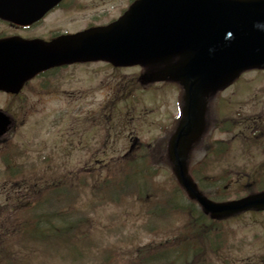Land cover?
<instances>
[{"label": "rangeland", "instance_id": "374dc122", "mask_svg": "<svg viewBox=\"0 0 264 264\" xmlns=\"http://www.w3.org/2000/svg\"><path fill=\"white\" fill-rule=\"evenodd\" d=\"M83 4L90 9L77 14L74 8L60 9L51 15L46 22L49 30L73 31L107 22L122 9L119 0L75 2V6ZM94 10L95 20L87 18ZM56 73L47 77L53 85ZM139 73L138 67L113 68L104 63L75 66L68 68L53 89L29 92L23 108L6 107L0 98V107H6L0 110L15 119L0 139L1 154H11L8 161L0 160V231L18 223V216L23 219L21 206L14 205L6 193L13 190L7 187L8 180L22 187L29 176L35 181L47 177L46 196L52 191L51 184H67L68 180L72 184L68 193L70 199L74 197L70 219L80 217L84 236L92 241L85 246L88 252L75 259H32L27 254L32 248L23 249L20 236L12 247L28 264H101L98 254L105 249L110 251V263L134 264L147 251L154 254L164 239L186 231L188 220L198 222L195 214L187 218L175 212L168 218H157L152 213L161 209L153 202L169 196L167 192L175 187L170 167L158 157L176 126L181 90L173 84L140 85ZM208 120V130L193 151L190 164L200 190L218 201L245 195L248 184L264 187V71L247 72L217 94L210 103ZM223 123L227 131L222 130ZM133 141L135 147L150 154L145 166L151 175L146 182L152 181L153 187L141 189L147 198L135 197L142 195L131 194L127 187L120 193L115 186L121 187L124 176L130 173V167L124 165L136 156L129 153ZM207 147L216 155L206 157ZM116 162L122 165L112 166V171ZM18 165L21 171L12 176ZM77 174L82 175L80 180ZM105 180L108 184L102 183ZM104 184L107 186L102 187ZM176 197L183 204L189 203L193 213L199 212L184 194ZM51 208L58 210V203ZM42 212L38 209L36 215L45 214ZM217 226L224 231L225 249L229 247L222 252V257L226 254L223 259L207 253L204 264H264V212L246 213ZM167 255L173 257V252Z\"/></svg>", "mask_w": 264, "mask_h": 264}, {"label": "water", "instance_id": "95a60500", "mask_svg": "<svg viewBox=\"0 0 264 264\" xmlns=\"http://www.w3.org/2000/svg\"><path fill=\"white\" fill-rule=\"evenodd\" d=\"M33 58L41 63L34 70L97 60L116 67L163 66L141 81L170 80L184 89L182 117L167 149L178 183L213 219L264 210V192L212 203L197 191L186 167L192 145L205 129L208 97L241 72L264 69V0H138L113 24L59 39ZM11 123L0 112V136Z\"/></svg>", "mask_w": 264, "mask_h": 264}, {"label": "trees", "instance_id": "16d2710c", "mask_svg": "<svg viewBox=\"0 0 264 264\" xmlns=\"http://www.w3.org/2000/svg\"><path fill=\"white\" fill-rule=\"evenodd\" d=\"M144 157L135 156L130 162H127L126 165L132 167H130V173L124 176L125 179L121 182V187L116 186L120 193H125L126 190L123 188L127 187L130 189L131 194L141 193L142 195L135 197L147 198V194L141 189L152 188L153 182L148 183L147 175L150 174V171L145 166V158L147 157ZM142 158L144 160L141 163ZM142 179L144 181H141ZM144 183L147 187L143 186ZM46 184L39 187L35 202L20 204L23 210L21 212L22 221L18 216L15 220L18 223L13 224L5 231H0V264H28L27 260L21 259L23 256L18 254L12 247L14 240H17L20 236L23 237L22 248H32L31 251H27L32 259L38 257L52 258L54 256H58L60 260L65 258L75 259L88 252L85 246L92 241L84 236L86 229L81 222V218L73 216V220L70 219L72 216L69 213L71 211L70 205L74 200V197L70 199L68 194L70 186L67 184H51L49 188L52 191L46 196ZM167 193H169V196L164 195L161 201L156 200L153 202L156 208L157 206L161 208L152 211L153 215H156L157 218L161 216L168 218L172 213L178 212V214H184L187 218H192V214H195L196 222L197 219L198 222L193 224L191 223L192 219L188 220L184 226L186 231H180L176 236L164 239L154 254L150 255L147 251L146 256L137 257L134 264H204L207 253L213 252L212 254H216L219 252L221 248L219 245L223 240L224 233L220 228H217L216 222L208 221L200 211V213H193L189 203H181L176 194L182 196L183 192L176 183L175 187ZM177 202L181 206L177 205ZM53 203H58V210L55 211L51 208ZM38 209L45 214L36 215ZM61 209L64 210V213ZM210 228L212 229L210 230ZM211 233L213 235H210ZM167 252H173V257L167 255ZM98 255L101 264H112L109 262L111 254L108 249L99 252Z\"/></svg>", "mask_w": 264, "mask_h": 264}, {"label": "flooded vegetation", "instance_id": "af4514ba", "mask_svg": "<svg viewBox=\"0 0 264 264\" xmlns=\"http://www.w3.org/2000/svg\"><path fill=\"white\" fill-rule=\"evenodd\" d=\"M40 22H38L36 24H31L28 26H16V25H12V24H7V26L11 29L10 32H8V33L12 34V35H9V37L16 36V37H19L20 39H23V40H30L33 38L45 37L39 33L35 34L37 31H39L36 29L39 28ZM41 39H43V38H41ZM34 81L38 82V84L36 83V85L38 86L37 87L38 89H40L42 86H44L43 82L40 81V77H38L37 79H33V80L29 81L28 84H26V86H24V87H26V90L23 87L21 89V91H19L18 94H16V95H7L4 93H0V94L5 95L6 100L8 102H12L13 106L25 107V104H26L25 92L29 93L28 92L29 90H32L33 92L35 91L36 85L34 86ZM16 98H18V99H16Z\"/></svg>", "mask_w": 264, "mask_h": 264}]
</instances>
